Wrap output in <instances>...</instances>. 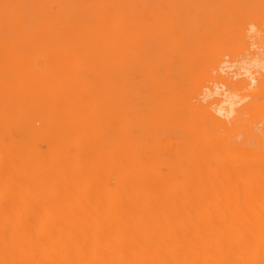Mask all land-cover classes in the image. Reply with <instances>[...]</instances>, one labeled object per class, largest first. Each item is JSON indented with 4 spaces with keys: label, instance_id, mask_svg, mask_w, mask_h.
<instances>
[{
    "label": "rangeland",
    "instance_id": "374dc122",
    "mask_svg": "<svg viewBox=\"0 0 264 264\" xmlns=\"http://www.w3.org/2000/svg\"><path fill=\"white\" fill-rule=\"evenodd\" d=\"M46 135L98 175L187 158L194 215L264 221V0H0V142Z\"/></svg>",
    "mask_w": 264,
    "mask_h": 264
},
{
    "label": "bare ground",
    "instance_id": "6f19581e",
    "mask_svg": "<svg viewBox=\"0 0 264 264\" xmlns=\"http://www.w3.org/2000/svg\"><path fill=\"white\" fill-rule=\"evenodd\" d=\"M0 152V264H264L257 204L240 198L231 223L220 203L194 215L187 158L162 174L144 158L123 169L110 152L98 175L47 135L19 152L0 142Z\"/></svg>",
    "mask_w": 264,
    "mask_h": 264
}]
</instances>
